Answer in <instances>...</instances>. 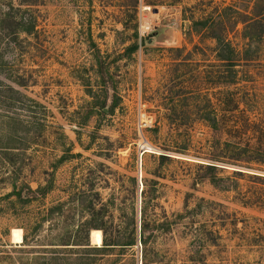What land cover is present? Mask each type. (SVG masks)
I'll return each mask as SVG.
<instances>
[{"label":"rangeland","instance_id":"obj_1","mask_svg":"<svg viewBox=\"0 0 264 264\" xmlns=\"http://www.w3.org/2000/svg\"><path fill=\"white\" fill-rule=\"evenodd\" d=\"M20 2L0 0V8L16 10ZM31 2L33 36L0 40V85L41 107L37 115L26 102L0 109V134L8 116L37 118L39 124L9 126L0 136V264H111L114 257L100 259L74 245L87 244L90 220L102 222L107 235L118 226L131 229L144 184L159 191L158 214L182 213L186 197L189 209L201 206L194 221L156 233L152 246L163 264H264V185L233 176L264 174V0ZM209 15L218 22L212 31L192 26ZM216 35L237 54L230 86ZM134 44L137 50L129 54ZM226 91L249 111V127L242 131L248 137L230 149L237 157L248 147L240 157L248 163L220 166V177L238 183L235 191L208 181L193 191L198 172L192 164L203 163L213 139L205 118L210 114L222 123ZM173 108L180 117L170 123ZM11 132L17 135L9 137ZM240 137L219 135L221 142ZM30 138L37 145L26 146ZM17 142L21 147H12ZM165 153L172 160L161 167L158 156ZM25 185L48 191L44 197L34 192L23 206L10 193ZM90 205L99 212L89 213ZM184 223H203L214 233L200 262L190 259L194 237ZM91 231L90 247H101L91 244ZM67 240L70 246H62ZM132 254L126 264H139L141 247Z\"/></svg>","mask_w":264,"mask_h":264},{"label":"trees","instance_id":"obj_2","mask_svg":"<svg viewBox=\"0 0 264 264\" xmlns=\"http://www.w3.org/2000/svg\"><path fill=\"white\" fill-rule=\"evenodd\" d=\"M33 0H21L20 7L16 10L12 7V5L8 6V11H2L0 8V40H6L9 42H15L18 40L20 34L26 35L28 37L33 36L36 32V18L33 13L29 10L34 4L31 2ZM22 7H26L23 9ZM215 23H218L215 18L209 15L204 20H197L192 22L193 27H202V29H210L213 30V26ZM245 23V22H242ZM221 24V22H219ZM253 24H258V20L254 21ZM260 33H263V29H261ZM212 38L217 43V55L218 60L222 62V65L227 70V81L226 85L230 86L234 84L236 78V71L233 69L237 62V54L232 48L229 41L222 36L216 35L212 36ZM137 50V44H134L127 48V52L129 54L134 53ZM3 66L0 65V76H4ZM7 80H10L17 86L23 87L25 86L23 81L18 82L15 78H10L6 76ZM226 102L224 104V117L222 119V123H219L215 116H210V114L205 118V121L208 123V127L210 128L213 139L211 141V145L209 148L202 154L200 160H203V163H194L192 167L197 170L198 174L192 178V183L190 188L193 191H197L198 185L203 181H208L213 187L218 188L223 191L229 190H236L238 183L236 181H232L230 178H222L219 176V171L223 170L220 166H236L239 165V162L248 163L247 160H244L241 156L244 154H248V147L246 150L242 151V154H238L239 156L234 157L230 154V149L234 147H240L243 138H247V133H243L244 129L249 127V116H248V109L245 106V102H241L239 100H235L233 97V93L226 91ZM29 103L27 108L32 114L37 115V108H41L38 104L31 102L30 100L24 98L19 93L14 91L11 88H6L0 85V109H7V108H15V107H23L24 103ZM240 105H244V108H241ZM104 107L101 106L100 110L103 112ZM170 114H168V119L171 121H175L180 115H177V111L175 108L169 110ZM210 113V112H209ZM212 114V112H211ZM237 116V117H235ZM36 117V116H34ZM231 118L235 120H231ZM7 126L3 129L0 136L7 134V128L9 126H23V127H36L39 126L38 119L34 118L35 121L32 122H25L20 119H14L11 116L5 117ZM174 123V122H173ZM37 128V127H36ZM12 131V130H11ZM241 134L239 138L240 142H232V141H225L221 142L219 135H230L234 137L235 134ZM234 134V135H233ZM17 135V132L9 134V137H14ZM246 136V137H245ZM19 141L23 142V138H18ZM16 142V141H13ZM21 142H17V144H12V147H16ZM26 146L30 145H37L38 140L36 138H30L26 142ZM249 143V142H248ZM249 146V145H248ZM9 148V149H23L24 148ZM250 148V147H249ZM250 151L252 149L250 148ZM6 154V153H5ZM160 154L158 156L159 165L163 167L167 161H171L172 158L168 155ZM6 156H9L7 154ZM245 157V156H243ZM199 158V157H198ZM63 157L61 158L60 162L62 161ZM8 158H6V161ZM11 160H8V163ZM264 163V162H263ZM191 165V164H190ZM156 175V174H155ZM233 176L235 179H242V177H247L254 181H258L264 185V174L257 175V174H245L242 171H234ZM156 177H158L156 175ZM230 181V182H229ZM157 188L148 189L147 184H144V188L141 192L142 196V206L140 209L139 219L132 218L131 229L124 228L123 226H118L115 228L114 233L112 235H107L103 228L102 222H96L95 220L87 223V227L89 230L87 231V244H78L74 246H83L85 249L93 252L98 258L102 259L104 257H114L115 260H111V264H126L127 257H133L132 251L136 246L141 247V264H163L162 257H160L159 253L156 252L154 247L152 246L153 239L156 236V233H163L167 234L170 233L173 227L183 223V222H192L195 220V215L198 214L200 209V204L195 206L192 209H189L188 201L190 197L185 198L184 206L182 213H176L171 215L170 217L164 212L162 209L160 213H157V209L159 210V205L157 204V200L159 199V191L156 190ZM48 191V188H38L35 191H32L29 186H24L22 188L15 187L13 191L10 193L11 197H15L16 201L26 206L31 203V195L40 192L41 197H44ZM35 192V193H34ZM155 201V202H154ZM88 209L89 213L92 215L98 213L95 208L90 205ZM185 224V223H184ZM185 226L187 232L189 233L190 237H194V240L191 243V247L194 251L191 254L190 259L192 261L200 262V257H202V249L205 247V243L207 238L213 236V232L208 231L205 224H199V227L193 228L190 223ZM90 230H102V245L101 247H90L88 243V234ZM27 239L26 236L24 240ZM62 246H70L69 240L65 241ZM6 257V256H2ZM4 259V258H2ZM111 259V258H110ZM133 259V258H132ZM134 262V260H132Z\"/></svg>","mask_w":264,"mask_h":264},{"label":"bare ground","instance_id":"obj_3","mask_svg":"<svg viewBox=\"0 0 264 264\" xmlns=\"http://www.w3.org/2000/svg\"><path fill=\"white\" fill-rule=\"evenodd\" d=\"M90 242L94 246H101L102 245V233L100 230H92L90 232Z\"/></svg>","mask_w":264,"mask_h":264},{"label":"water","instance_id":"obj_4","mask_svg":"<svg viewBox=\"0 0 264 264\" xmlns=\"http://www.w3.org/2000/svg\"><path fill=\"white\" fill-rule=\"evenodd\" d=\"M142 262H140L139 264H141Z\"/></svg>","mask_w":264,"mask_h":264}]
</instances>
